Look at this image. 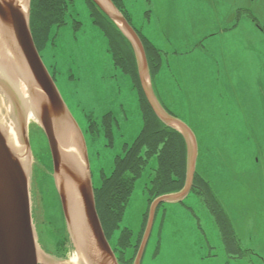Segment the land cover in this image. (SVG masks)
Instances as JSON below:
<instances>
[{
	"label": "rangeland",
	"instance_id": "rangeland-1",
	"mask_svg": "<svg viewBox=\"0 0 264 264\" xmlns=\"http://www.w3.org/2000/svg\"><path fill=\"white\" fill-rule=\"evenodd\" d=\"M125 6L132 25L161 53L153 73L158 98L195 134L196 171L229 219L223 228L208 195L197 190L163 202L141 264H264V0H125ZM91 14L87 0H74L67 24L51 31L54 44L39 53L83 133L98 186L144 122L138 94ZM156 166L152 158L136 181L112 248L121 230L132 231V243L141 232Z\"/></svg>",
	"mask_w": 264,
	"mask_h": 264
},
{
	"label": "water",
	"instance_id": "water-1",
	"mask_svg": "<svg viewBox=\"0 0 264 264\" xmlns=\"http://www.w3.org/2000/svg\"><path fill=\"white\" fill-rule=\"evenodd\" d=\"M92 1L131 43L140 83L153 112L181 133L187 145L185 186L179 194L162 195L152 202L133 263L141 264L159 206L182 199L194 186L198 142L191 128L161 104L135 28L112 0ZM31 3L0 0V264H120L98 215L83 133L34 42ZM66 123L78 142L74 152ZM40 144L48 145L46 155L52 157L53 175L37 157ZM44 175L49 182L54 180L60 202L47 215L39 188ZM55 197L51 196L53 202ZM61 211L70 241L66 258L39 242L41 234L50 229L46 216H56L55 226H64Z\"/></svg>",
	"mask_w": 264,
	"mask_h": 264
},
{
	"label": "trees",
	"instance_id": "trees-1",
	"mask_svg": "<svg viewBox=\"0 0 264 264\" xmlns=\"http://www.w3.org/2000/svg\"><path fill=\"white\" fill-rule=\"evenodd\" d=\"M112 1L132 25L130 13L125 6V0ZM73 2L74 0H32L31 31L39 52L48 45L54 44L55 37H52L51 31L54 26L62 27L67 24V13ZM87 2L92 9L91 16L93 23L101 29L107 39L108 50L111 53L115 66L129 76L132 86L138 94L144 122L140 135L131 145L126 144L124 146V153L115 158L112 173L110 175L103 174L99 185L96 186L94 184L98 215L109 241L120 227L127 205L134 192L136 181L143 175L149 161L152 158H156L157 160V166L154 168L149 181L148 209L144 214L141 232L137 236L135 243H132L133 233L125 228L121 230L113 246L120 264H133L142 242L152 202L166 193L181 191L185 186L187 177V145L182 134L166 126L155 115L148 103L140 83L136 57L131 43L119 27L92 0H87ZM80 25V22H76L75 29L78 30ZM135 30L144 44L153 80V73H156L162 65L161 53L140 30L136 28ZM104 122L106 136L109 138L110 144H112V113H107L104 116ZM42 135L47 144L45 135L43 133ZM47 148L48 145L43 146V144H40L36 150V154L45 166H49L45 167L47 171H52L53 165L50 155H46L49 154L47 153ZM40 181L42 182L39 183V188L44 195L46 214L50 211V208H56L57 200L58 204L60 202L53 180L49 182L46 175H44ZM193 190L208 195L207 199H210L211 207L218 221L221 222L223 228L227 227V224H229L227 214L214 197L210 185L197 172ZM52 195L56 196L55 202L51 200ZM61 216L62 224H64L62 211ZM55 218L56 216H46L50 229L45 231L47 233L43 232L41 234L40 242L49 252L66 258L69 253L70 244L66 226L65 224L64 226H55Z\"/></svg>",
	"mask_w": 264,
	"mask_h": 264
},
{
	"label": "bare ground",
	"instance_id": "bare-ground-1",
	"mask_svg": "<svg viewBox=\"0 0 264 264\" xmlns=\"http://www.w3.org/2000/svg\"><path fill=\"white\" fill-rule=\"evenodd\" d=\"M65 125V129H66V132H67V135H68V138H69V141H70V144H71V147H72V151L74 152L75 149V145L78 143L77 142V139L74 135V132L72 131V129L69 127V124H64Z\"/></svg>",
	"mask_w": 264,
	"mask_h": 264
},
{
	"label": "flooded vegetation",
	"instance_id": "flooded-vegetation-1",
	"mask_svg": "<svg viewBox=\"0 0 264 264\" xmlns=\"http://www.w3.org/2000/svg\"><path fill=\"white\" fill-rule=\"evenodd\" d=\"M41 131H42V133L44 134V132H43V130L41 129ZM45 135V134H44ZM46 137V136H45ZM51 160H52V157H51ZM52 173V171L50 172V174ZM52 175H53V173H52ZM52 179H53V177H52Z\"/></svg>",
	"mask_w": 264,
	"mask_h": 264
},
{
	"label": "crops",
	"instance_id": "crops-1",
	"mask_svg": "<svg viewBox=\"0 0 264 264\" xmlns=\"http://www.w3.org/2000/svg\"><path fill=\"white\" fill-rule=\"evenodd\" d=\"M144 34V33H143ZM146 36V35H145ZM148 38V37H147ZM149 39V38H148Z\"/></svg>",
	"mask_w": 264,
	"mask_h": 264
}]
</instances>
